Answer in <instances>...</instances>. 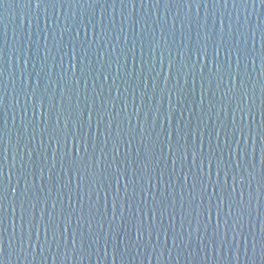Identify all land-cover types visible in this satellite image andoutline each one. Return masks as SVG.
Wrapping results in <instances>:
<instances>
[{
	"label": "water",
	"instance_id": "95a60500",
	"mask_svg": "<svg viewBox=\"0 0 264 264\" xmlns=\"http://www.w3.org/2000/svg\"><path fill=\"white\" fill-rule=\"evenodd\" d=\"M214 62L222 80L209 78ZM69 97L72 110L83 113L81 126L68 111ZM241 101L253 106L245 121L253 132L234 136L245 115L236 111ZM262 104L261 0H0V171L8 187L3 264H264V145L255 134L264 126ZM65 125L86 142L81 155L96 171L86 183L73 176L71 191L66 149L49 138ZM178 144L187 152L174 154ZM148 145L154 154L143 163L151 187L136 155ZM193 145L198 152L202 145L204 173L210 171V182L205 175L195 188L200 157L194 166ZM218 162L220 185L226 177L231 192L235 177L237 204L244 194L243 207L233 204L231 215L230 201L216 212ZM133 179L146 191L133 195L130 184L126 195L124 184Z\"/></svg>",
	"mask_w": 264,
	"mask_h": 264
},
{
	"label": "snow or ice",
	"instance_id": "6c2138e0",
	"mask_svg": "<svg viewBox=\"0 0 264 264\" xmlns=\"http://www.w3.org/2000/svg\"><path fill=\"white\" fill-rule=\"evenodd\" d=\"M261 3H264V0H261ZM77 35H79V33H77ZM236 51L240 54L243 55H247L246 50L245 49H236ZM202 55H206L207 52L206 50L201 53ZM86 55V53H85ZM229 55H231V53H229ZM216 56H219V51L216 52ZM83 67H82V71H86L88 65L83 63ZM215 64V62H214ZM171 68V65H170ZM183 70V66H181L180 71ZM201 74H203V68H201ZM223 71L222 66H220L219 64H215V71H211L209 73V78H211V76L215 75L218 79H223V77L221 76V72ZM65 91H67V86H65ZM238 90L233 87L229 89V92L232 94L233 99H235V94ZM225 95H228V93H226ZM242 95L247 97L248 93L247 91H243ZM242 101L240 103H237L236 105V111L237 112H244L245 115L241 117V124L239 126H236L233 128V135H240L243 136L245 134V131H247L249 133V135L252 134L253 129L251 128V126L249 124H247L246 121V117L248 115H251L252 112V105H245L242 107ZM68 104H69V113L75 117V124L76 126H81L80 125V121L83 119V113L80 111H73L72 110V104H71V98L69 97L68 99ZM36 107H42L43 106V101H40L38 104L35 105ZM54 107V105H50L49 106V119L51 118V110ZM103 107V106H102ZM61 108L63 109V105L61 106ZM76 108H79V105L77 104ZM92 111H95V106L93 105ZM92 111H89L88 113V123L89 125L91 124V119H92ZM261 117L264 118V104H262L259 108ZM105 113L103 111H101L100 113H98V120H102L104 117ZM233 124H235V120H233ZM44 131H47V129H44ZM255 134L261 137L262 140V145H264V126L259 127L257 129H255ZM49 138L50 141H54V143L56 145H61L63 144L64 149H66L65 151L62 152V159L66 162L67 165V172H66V176L68 177V185H69V191H71L70 185L72 183V177L76 176L79 177L80 182L81 183H86L90 178L91 179H95V175H96V171L95 168L92 167L90 164H86L84 156L81 155L80 152V147L82 145H85L86 148V142L80 138L78 136V134L73 131V132H69L67 125H65L64 129H59V128H54L51 133L49 134ZM120 136L117 135L114 139H113V147L115 149H117L118 151V145L120 143ZM73 147H75V153H73ZM168 150L170 153L173 152V145L171 144V133H169V147ZM188 150V146L186 144H178L175 146V152L174 154H179L182 151L184 153H186ZM252 151L255 152V144H253L252 147ZM142 152L143 155L141 156V150L137 151V157L140 158L141 163H142V171L144 172V178L147 181V185L149 187H151L152 185V177L148 175V172L150 171V169L148 168L147 164H144L143 161L148 160L150 161L153 157L154 154V146L152 145H148V146H144L142 148ZM197 156L200 157V165H199V172H197L196 174L193 175V187L195 188V186L197 185V183H199L201 186H203L205 184V175L208 176V180L210 182V171L209 173L205 174L204 173V160H205V156L202 150V145H201V149L198 152L196 149V146L193 145L192 146V164L195 166L196 165V158ZM207 161H208V168L209 170L212 167V159L211 157H207ZM261 163L262 166H264V146L261 147ZM173 164H175V159H173ZM111 167V166H110ZM216 168H217V186L220 189V198L219 201L217 203L216 206V212H217V216L220 215V212L222 210V206L224 205V203L226 201H230L229 203V213L228 215H231V207L233 204H237L236 200H235V192H236V187H235V183H236V179L235 177H233V187L231 189V192H227V178L225 177V181L223 185H220V181H219V175H220V171H221V164L218 162L216 164ZM84 170V175H80L81 170ZM117 175H116V183L117 185L120 184L121 182V176L119 174V168L115 169ZM132 174L133 176H135L136 174V170L135 168H133L132 170ZM109 175H111V173H109ZM185 181H187V176L185 177ZM259 182L264 183V167L261 168V170L259 171ZM130 184L133 186L132 187V192L133 195H135L137 188H139V190L141 192H145L146 188L144 187V185L142 184H138L134 179L131 181H127L124 184V188H125V194L127 195V191L128 188L130 186ZM79 184L77 185V188H79ZM206 191V189H205ZM13 194H15L16 189L13 188L12 189ZM7 193H8V187L7 185L4 184L3 182V172L0 171V225H3L4 223V213L7 211V209L4 207L5 201L7 200ZM243 192L241 191L240 193V201L237 204L238 206V210L241 209L243 207ZM161 205L163 204V200L160 201ZM69 204H71V198H69ZM53 207H55V205H53ZM113 207H115V202L113 204ZM12 211L13 213H15L16 209L13 206L12 207ZM21 212L23 213V205H21ZM211 214H212V200L211 197H209V203H208V216L209 218H211ZM23 214L21 216V220H22V224H21V228H23ZM71 214H69L68 219L65 221V228L64 231L67 232L68 231V227L71 226ZM28 224L31 225V219L28 220ZM140 224H143V220L140 221ZM49 228H52V225L49 224L47 226H45V232L48 231ZM59 231V225L55 226L53 228V234H55L56 232ZM139 231V230H138ZM261 232H262V236H261V245L262 247H264V225H262L261 227ZM139 238V236H138ZM76 239H75V233H73V244H75ZM0 252H2V249H0ZM0 264H3V260L0 259Z\"/></svg>",
	"mask_w": 264,
	"mask_h": 264
}]
</instances>
